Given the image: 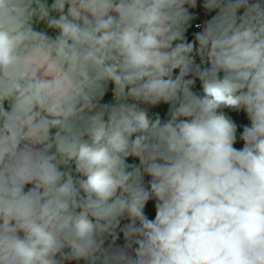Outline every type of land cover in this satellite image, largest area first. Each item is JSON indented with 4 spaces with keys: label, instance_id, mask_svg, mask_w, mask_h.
I'll use <instances>...</instances> for the list:
<instances>
[{
    "label": "clouds",
    "instance_id": "1",
    "mask_svg": "<svg viewBox=\"0 0 264 264\" xmlns=\"http://www.w3.org/2000/svg\"><path fill=\"white\" fill-rule=\"evenodd\" d=\"M0 264H264V0H0Z\"/></svg>",
    "mask_w": 264,
    "mask_h": 264
},
{
    "label": "crops",
    "instance_id": "2",
    "mask_svg": "<svg viewBox=\"0 0 264 264\" xmlns=\"http://www.w3.org/2000/svg\"><path fill=\"white\" fill-rule=\"evenodd\" d=\"M205 18H206V17L201 13V14L198 16L197 20L194 21V23H193V27H192V29H190V31H189V37H190V38H191V33H193V32H195V31H198V30H199V29H197V28L194 26V24H195V23H201ZM240 146H242V145L240 144L239 147H240ZM147 214L149 215V218H154L155 210H154V207H153L152 203H150V204L148 205V207H147ZM120 243H122V240L120 241Z\"/></svg>",
    "mask_w": 264,
    "mask_h": 264
},
{
    "label": "built area",
    "instance_id": "3",
    "mask_svg": "<svg viewBox=\"0 0 264 264\" xmlns=\"http://www.w3.org/2000/svg\"><path fill=\"white\" fill-rule=\"evenodd\" d=\"M195 24H197V23H195ZM195 24H194V26H195ZM239 145H240V144H237V147H239Z\"/></svg>",
    "mask_w": 264,
    "mask_h": 264
}]
</instances>
